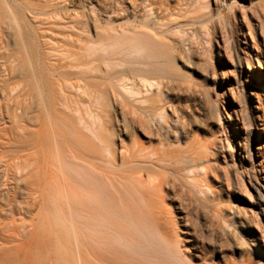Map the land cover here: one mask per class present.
<instances>
[{"label":"bare ground","instance_id":"6f19581e","mask_svg":"<svg viewBox=\"0 0 264 264\" xmlns=\"http://www.w3.org/2000/svg\"><path fill=\"white\" fill-rule=\"evenodd\" d=\"M65 1L0 0V105L18 123L0 126V249L26 264H196L204 246L169 201L179 181L207 197L211 158L183 129V145L168 140V96L150 92L178 78L175 39L209 25L211 2L102 25ZM117 88L131 98V143L109 110Z\"/></svg>","mask_w":264,"mask_h":264},{"label":"rangeland","instance_id":"374dc122","mask_svg":"<svg viewBox=\"0 0 264 264\" xmlns=\"http://www.w3.org/2000/svg\"><path fill=\"white\" fill-rule=\"evenodd\" d=\"M148 1L153 2V11L147 18ZM197 2L66 0L64 4L69 13L83 11L86 5L97 23L105 25L108 19L113 23L151 20L172 8L191 16ZM209 2V25L197 22L184 30L183 38L175 39L172 67L178 78L174 82L165 79L161 88L150 92L163 89L168 96V140L183 145L175 134L183 129L184 140L198 141L197 146L208 150L211 158L210 187H204L207 197L189 189L181 193L186 188L179 181L181 190L171 194L169 203L182 220L180 231L192 234L185 226H193L204 246L196 264L204 260L229 264L248 255L253 264H264V0ZM5 61L0 58V76L5 74ZM121 90L117 88L115 109L109 110L126 122L128 133L122 140L131 143L135 131L128 105L132 102ZM0 107V126L16 121L14 108L10 109L14 117L10 122L4 119L9 116L7 108ZM0 264L26 263L17 250L0 249Z\"/></svg>","mask_w":264,"mask_h":264}]
</instances>
